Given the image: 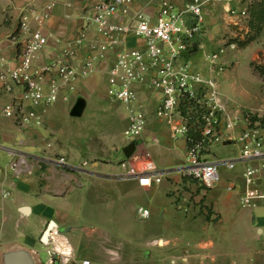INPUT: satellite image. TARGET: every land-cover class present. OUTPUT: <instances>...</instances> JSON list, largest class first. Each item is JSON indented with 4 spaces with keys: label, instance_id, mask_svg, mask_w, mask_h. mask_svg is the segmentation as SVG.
Here are the masks:
<instances>
[{
    "label": "crops",
    "instance_id": "obj_1",
    "mask_svg": "<svg viewBox=\"0 0 264 264\" xmlns=\"http://www.w3.org/2000/svg\"><path fill=\"white\" fill-rule=\"evenodd\" d=\"M99 1L71 0L67 5L57 4L51 9L43 21L44 32L49 35V41L35 58L34 64L43 65L51 61L69 44L75 49L77 59L83 60L92 54L101 41L93 29L86 31L81 44H75V41L84 26L85 9ZM161 1L152 0L150 4H146L145 1L137 0L131 15L142 11L156 16ZM167 1L178 5L185 2ZM244 1H230L229 4L242 8L247 3ZM46 2L47 0H0V68L16 57L19 48L16 32L21 11L27 6L42 10ZM226 4L225 0H220L205 7L204 32L199 38V52L193 55L194 61H199L204 51L217 49L224 40L221 32L234 26L230 23L232 17L225 11ZM217 14L222 17V22L216 18ZM31 25L37 26L34 21ZM252 28L254 27L249 24V32ZM138 43L134 38L128 39L129 45ZM105 55L107 59L98 64L97 71L73 82L72 88H64L54 104L33 108L25 101L23 108L26 115L29 116L30 111L34 113L27 124L21 125L19 119L8 117L3 111L7 103L21 99V87L6 92L0 84V108L10 119L3 127L1 138L14 143L9 147L0 146V149L8 153L10 162L17 153L22 152L29 157L28 165L31 159L41 163V166L32 167L37 172L34 176L28 167L27 173L30 176H15L10 169V162L7 169L0 168V264H6L4 257L7 253L19 251L29 256L31 264H45L46 254L43 255L41 250L43 247L46 250L53 246L71 253L68 261L59 264H76L82 259H89L90 264H264V188L261 189L264 175L254 188L260 194L257 205L244 206L243 163L237 164L233 169L224 168L234 170L233 176L231 179L221 177L219 184L211 189L203 188L197 181L186 177L181 170L178 176H183L188 181L170 180L176 173L167 171L165 176L168 175L170 184L166 187L172 195L170 207L152 206L148 209L150 213L147 216L139 213L145 223L152 219L154 222V217L158 220L149 243L163 249L159 258L153 246L141 248V243L127 237L139 232L128 220L130 214L125 208L132 199L131 192L135 189L148 192L155 185L143 186L136 181L122 180L112 175L118 169L113 162L116 155L119 153L125 158L123 148L127 143L123 133L129 118L128 106L110 101L122 106L125 112L121 139L104 133L100 136L105 141H93L89 149L85 137L78 139L73 136L66 138L64 142L58 137L59 131L62 134L63 130L57 128V120L67 117L66 115L82 118L89 99L91 112L103 111L104 106L100 101L108 97L107 88L106 94L101 97L92 92L97 86L94 74H106L104 70L112 63L111 52ZM220 77L221 74V88ZM134 88L137 95L134 106H140L144 111L147 124L144 137L139 140L132 156L138 158L148 151L157 166L166 152L181 151L185 158V139L171 138L166 123L155 116L161 94L139 84ZM78 99H83L85 105L81 115L76 117L71 115V110ZM238 133L239 130L235 136ZM36 138L38 142L35 143ZM18 140L21 146H27L29 150H23L25 147L16 148ZM106 140H112V143ZM231 144L237 142L222 145L226 147ZM52 157H63L71 166L54 164L50 161ZM88 159L90 165L84 169L77 168ZM119 159L118 163L122 160ZM92 186H97V189L92 191ZM109 203H112L111 207ZM51 222L54 225L45 242L43 234ZM55 231L57 234H54ZM83 234L86 235V243ZM118 234L121 235L119 244L114 246L110 243V237Z\"/></svg>",
    "mask_w": 264,
    "mask_h": 264
},
{
    "label": "built area",
    "instance_id": "obj_2",
    "mask_svg": "<svg viewBox=\"0 0 264 264\" xmlns=\"http://www.w3.org/2000/svg\"><path fill=\"white\" fill-rule=\"evenodd\" d=\"M217 1L220 0H185L178 5L162 0L159 12L152 16L142 11L131 15L137 0H100L85 9L84 26L75 41V44H81L86 31L93 29L101 38L97 49L82 60L76 58L75 49L69 44L43 65H35L34 60L49 41V35L44 32V18L57 4L67 5L71 0H47L42 10L25 7L16 32L19 42L16 57L0 68L3 90L11 92L17 87L22 90L20 100L4 106L5 115L19 119L21 125L27 124L34 113L30 111L29 116L26 115L25 101L33 108L54 104L64 88H72L73 82L97 71L98 64L107 59L105 54L111 52L112 63L104 70L107 96L110 101L129 108L123 133L126 143L144 137L147 116L140 106H134L137 98L134 86L143 85L145 89L161 94L155 116L166 123L171 138L185 139L187 149L181 172L203 188L211 189L221 181V168L233 169L237 163H243L245 192L242 204L256 206L260 194L254 188L264 175V127L259 120L251 121L249 116L231 110L223 100L219 84V75L223 71L219 62L225 53L223 45L202 53L207 67L199 69L193 60L204 32L205 7ZM225 1V11L232 17L230 23L239 25L246 19L247 8L229 4L241 0ZM32 21L36 27L31 25ZM130 38L139 43L129 45ZM237 130L239 133L235 136ZM233 141L238 144V154L234 158L208 157L213 145ZM28 159V155L20 152L11 160L10 169L15 176L27 170ZM50 161L71 166L63 157H52ZM87 165L84 161L77 168L84 169ZM167 173L158 168L150 152L146 151L138 158L122 159L115 177L151 186L160 183ZM139 213L147 216L150 211L139 208ZM51 238L53 241V235ZM45 252V264L68 261L71 255L55 246L47 247ZM76 264H90V260L82 259Z\"/></svg>",
    "mask_w": 264,
    "mask_h": 264
},
{
    "label": "rangeland",
    "instance_id": "obj_3",
    "mask_svg": "<svg viewBox=\"0 0 264 264\" xmlns=\"http://www.w3.org/2000/svg\"><path fill=\"white\" fill-rule=\"evenodd\" d=\"M243 1L244 0H241V2ZM250 5L252 8L249 9ZM243 7L247 8L246 19H242L239 25H234L229 28V30L221 32V36L224 40L220 45L224 46L225 53L222 55L219 62V65L223 68L220 77V90L223 100L231 110L240 112L241 116H249L251 121L259 120L261 126L264 127V35H262V30H264V2L262 0H253L251 3L247 1ZM250 11L252 13L251 19L253 17L254 21V28L249 32ZM216 18L219 20L221 19L222 22V17L218 14ZM253 41L256 43H253ZM232 44L234 47L231 46ZM197 52H199L198 47L193 55ZM194 63L199 69L207 67V62L202 57L199 61H194ZM94 76L96 78L95 81L97 86L92 93L99 94V97H101L104 93L106 94L107 75L94 74ZM107 98H102V102L100 101V104L104 106L103 111L93 110L91 112V100L89 99L88 106L82 118H72L68 115H66L67 117L63 116L59 118L57 120V128L63 130L62 134L59 131V140L64 142L66 138L69 139V137L72 138L73 136L78 139H84L83 137H85L87 138L85 142L88 143V148L91 149L90 147L92 146L91 144L93 141H105L100 136L104 133L111 134L112 137H118L121 139L123 124L126 118L125 112L122 106L110 102L109 98ZM9 122L10 119L2 113L0 108V146L9 147L14 144L1 138L3 127ZM18 141L19 143L15 144L16 148L25 147L23 150H26V148L29 150L27 146H21L20 140ZM106 141L110 142L112 140ZM36 142H38L37 138L35 139V143ZM237 154V144L223 147L221 143L210 147L208 157L231 159ZM119 158L123 159L122 155L118 153L116 159L113 160L116 166H118ZM9 162L10 157L8 153L3 151V149H0V168L7 169ZM87 162L89 165L91 164L89 159ZM158 164L159 169L172 171V174L176 173L175 175L177 176L173 175L175 177H170V180L179 179L184 182L189 180L183 176H178V174H180V168L184 165V156L181 151L179 153L166 152L162 162H159ZM36 165L41 166V163H37V160L34 159L29 161L28 168L31 170L33 176L37 174V172H34L35 169H32V167ZM27 171L28 170L24 171L26 173H22L21 177L30 176L31 174H28ZM117 172L118 169L112 173V175L115 177ZM220 173L222 179H231L234 170L229 171L221 168ZM167 184H170L168 175L164 177L162 183L155 184L151 191L145 192L135 189L130 194L132 195V199H130L125 205L126 210H128V213L130 214L128 220L139 229V232L136 233V235L132 233L127 237L141 243V248L148 245L153 246L152 248L155 250L158 258L163 249H161L160 246L149 243L153 238L152 233L154 231V226L158 225V220L153 216L154 222L152 219L150 222L145 223L139 215V208H146L149 210L152 206L169 208L172 195H170L166 187ZM263 188L264 185H261V189ZM96 189L97 186H92V191H95ZM91 195L95 196L93 193H91ZM111 205L112 203H109V207H111ZM110 210L111 208L109 211ZM180 213L181 215L183 214L182 212ZM83 235L85 236V238H83L86 243V235ZM120 237V234L111 236L110 243L117 246ZM43 248L41 253L44 255L46 252Z\"/></svg>",
    "mask_w": 264,
    "mask_h": 264
},
{
    "label": "water",
    "instance_id": "obj_4",
    "mask_svg": "<svg viewBox=\"0 0 264 264\" xmlns=\"http://www.w3.org/2000/svg\"><path fill=\"white\" fill-rule=\"evenodd\" d=\"M84 105H85L84 100L78 99L71 110V115L76 116V117L80 116L84 108ZM138 144H139V140H135V141L130 142L123 148V153L126 158H129L132 156ZM53 225L54 223L51 222L50 226H48V228L45 230L43 234V240H45V242L48 238V235L50 234L49 232ZM4 258H5L6 264H31V259L23 251L7 253Z\"/></svg>",
    "mask_w": 264,
    "mask_h": 264
},
{
    "label": "trees",
    "instance_id": "obj_5",
    "mask_svg": "<svg viewBox=\"0 0 264 264\" xmlns=\"http://www.w3.org/2000/svg\"><path fill=\"white\" fill-rule=\"evenodd\" d=\"M252 1H253V0H252ZM254 1H255V0H254ZM262 1L264 2V0H262ZM262 5H263V4H262ZM250 8H252V6H251V7H249V9H250ZM250 13H251V11H250ZM250 16H252V13H251V15H250ZM250 18H251V17H250ZM252 21H253V17H252V19L249 21V24H250V25H252V27H254V24H253V23H254V21H253V22H252Z\"/></svg>",
    "mask_w": 264,
    "mask_h": 264
}]
</instances>
